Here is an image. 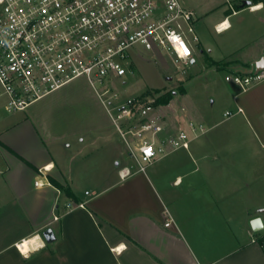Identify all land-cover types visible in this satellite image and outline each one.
I'll list each match as a JSON object with an SVG mask.
<instances>
[{
	"label": "crops",
	"instance_id": "crops-1",
	"mask_svg": "<svg viewBox=\"0 0 264 264\" xmlns=\"http://www.w3.org/2000/svg\"><path fill=\"white\" fill-rule=\"evenodd\" d=\"M181 1L197 17L188 69L226 76L262 62V2ZM213 83L219 114L172 98L164 107L173 119L161 117L170 135L190 122L206 131L126 177L128 150L86 78L21 111L0 101V264H264V226H251L257 216L264 225V80L245 90ZM69 201L85 206L68 209ZM48 228L52 242L42 236ZM31 237L45 244L24 255L16 245Z\"/></svg>",
	"mask_w": 264,
	"mask_h": 264
},
{
	"label": "built area",
	"instance_id": "built-area-1",
	"mask_svg": "<svg viewBox=\"0 0 264 264\" xmlns=\"http://www.w3.org/2000/svg\"><path fill=\"white\" fill-rule=\"evenodd\" d=\"M196 18L181 0H0V101L8 112L21 111L84 77L106 105L132 159L121 168L122 176L144 171L168 152V145L189 148L191 134L206 128L190 122L188 129L162 135L164 127L154 115L157 97H123L119 86L135 72L132 53L138 46L189 64L193 49L188 35L198 40ZM225 78L245 90L264 80V68L232 71ZM223 115L231 117L234 111ZM84 206L66 204L68 209ZM27 240L16 245L24 255L45 244L37 239L25 251Z\"/></svg>",
	"mask_w": 264,
	"mask_h": 264
},
{
	"label": "rangeland",
	"instance_id": "rangeland-1",
	"mask_svg": "<svg viewBox=\"0 0 264 264\" xmlns=\"http://www.w3.org/2000/svg\"><path fill=\"white\" fill-rule=\"evenodd\" d=\"M132 58L136 67L135 72L126 76V84L119 86L121 89V96L126 97L151 93L154 97H157L154 103V115L159 120L160 125L164 127L161 131L162 135H170L166 132L162 119H166L169 122L173 117H171V108L165 109V104L159 102V98L161 97L170 95L173 97L174 103H179L181 105L191 104L196 106L202 102L205 103V106L208 107L210 111L214 112V115L221 112L224 103L217 101L213 107L211 100L212 98L217 100L218 95L216 92L217 89L215 88L217 86L213 85V81H215L216 84L217 80L219 83L225 82V75L222 72L215 73V71L210 70L191 71L185 64L175 62L166 52L159 51L153 54L145 51L140 46L136 47L133 51ZM184 86L186 90L182 92ZM232 111L235 113V110ZM235 115L236 113L227 119L233 121L237 118ZM193 119L199 122L198 119ZM204 124L210 129V123L207 122ZM246 132L247 133H244V138L248 141V145H250L252 133ZM244 138H242L243 141ZM119 139L123 145H125L120 134ZM229 145H238V143L233 141ZM128 154L126 156H128L131 161L132 159Z\"/></svg>",
	"mask_w": 264,
	"mask_h": 264
},
{
	"label": "water",
	"instance_id": "water-1",
	"mask_svg": "<svg viewBox=\"0 0 264 264\" xmlns=\"http://www.w3.org/2000/svg\"><path fill=\"white\" fill-rule=\"evenodd\" d=\"M250 2H251L250 0H245L244 4H250ZM262 68H264V59H262L261 63H257L256 69H252L251 71H253V70L258 71ZM259 212H264V208L259 209ZM251 226H252L253 230H255V231L261 230L264 226L263 222H262V218L260 216L253 218L251 221ZM42 236L44 237V239L47 242H52L56 238V236H55V234L51 228L46 229L42 233Z\"/></svg>",
	"mask_w": 264,
	"mask_h": 264
},
{
	"label": "trees",
	"instance_id": "trees-1",
	"mask_svg": "<svg viewBox=\"0 0 264 264\" xmlns=\"http://www.w3.org/2000/svg\"><path fill=\"white\" fill-rule=\"evenodd\" d=\"M252 2V4H256V3H260L262 2L263 3V6H264V0H250ZM173 97L168 95L167 97H161L159 98V102L163 103V104H168L170 102V100L172 99ZM66 192L69 193V190L68 188H65Z\"/></svg>",
	"mask_w": 264,
	"mask_h": 264
},
{
	"label": "bare ground",
	"instance_id": "bare-ground-1",
	"mask_svg": "<svg viewBox=\"0 0 264 264\" xmlns=\"http://www.w3.org/2000/svg\"><path fill=\"white\" fill-rule=\"evenodd\" d=\"M260 6H261V4L258 5L257 7H260ZM35 241H37V238L31 237L30 240L25 241L24 245L22 246V249L26 251L27 248L31 245V243H35Z\"/></svg>",
	"mask_w": 264,
	"mask_h": 264
}]
</instances>
